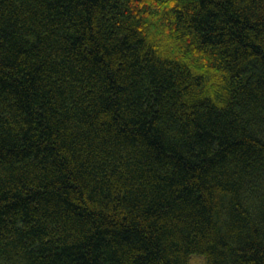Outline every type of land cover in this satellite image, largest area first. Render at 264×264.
<instances>
[{
	"label": "trees",
	"instance_id": "16d2710c",
	"mask_svg": "<svg viewBox=\"0 0 264 264\" xmlns=\"http://www.w3.org/2000/svg\"><path fill=\"white\" fill-rule=\"evenodd\" d=\"M264 264V0H0V264Z\"/></svg>",
	"mask_w": 264,
	"mask_h": 264
},
{
	"label": "rangeland",
	"instance_id": "374dc122",
	"mask_svg": "<svg viewBox=\"0 0 264 264\" xmlns=\"http://www.w3.org/2000/svg\"><path fill=\"white\" fill-rule=\"evenodd\" d=\"M190 264H204V258L200 255H192L190 258Z\"/></svg>",
	"mask_w": 264,
	"mask_h": 264
}]
</instances>
